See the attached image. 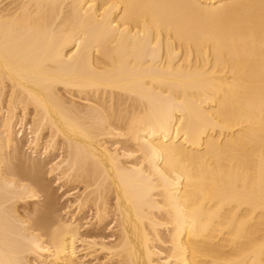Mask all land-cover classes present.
Returning a JSON list of instances; mask_svg holds the SVG:
<instances>
[{
	"label": "bare ground",
	"instance_id": "1",
	"mask_svg": "<svg viewBox=\"0 0 264 264\" xmlns=\"http://www.w3.org/2000/svg\"><path fill=\"white\" fill-rule=\"evenodd\" d=\"M90 257L264 264V0H0V264Z\"/></svg>",
	"mask_w": 264,
	"mask_h": 264
},
{
	"label": "rangeland",
	"instance_id": "2",
	"mask_svg": "<svg viewBox=\"0 0 264 264\" xmlns=\"http://www.w3.org/2000/svg\"><path fill=\"white\" fill-rule=\"evenodd\" d=\"M17 128V127H16ZM22 141L24 142L23 144H24V147L23 148H26L27 147V140L25 139V136H22ZM29 149L27 150L26 149V151H25V154H29ZM57 151H55L53 154L51 153L50 154V156L47 158V159H50V157L52 158V156H54L55 154H57L56 153ZM31 154V153H30ZM52 178H54L55 179V176H51L50 178L49 177H47V180H49V182L51 183V187H52V189L55 191V194H56V197L58 198L57 199V204H56V208H58V210H59V208H61V210H59V212L61 213L62 212V215H61V217L63 218L64 217V219H66V218H70L71 217V214H73L75 211V209L73 208V207H69L68 209H66V207L68 206V204H69V201H71V199H72V195H69V193H71V192H74L75 190L73 189L72 190V188H73V186H66L67 184H65L64 182H62V184L59 182V185H58V183L54 186V184L56 183V181L54 182V179H52ZM52 179V181H50ZM60 186H62L61 188H60ZM68 191V192H67ZM68 193V194H67ZM24 205V203H20V206H19V203L17 204V207H18V211L19 212H21V213H23L24 212V206L26 205V207L27 206H29V205H31V206H29V208H31L32 207V204H27V203H25V205ZM23 206V207H22ZM65 207V208H64ZM64 208V209H63ZM71 208H73V209H71ZM66 209V210H65ZM58 212V213H59ZM65 212H66V214H65ZM68 212V213H67ZM89 215H88V214ZM82 214V213H81ZM83 215L85 216V218L83 219V222H86L87 220H89V219H87L89 216L91 217V215H90V213L88 212V211H84V213H83ZM76 216V215H75ZM78 216V215H77ZM66 217V218H65ZM85 220V221H84ZM110 233V231H108V230H106L105 231V234H109ZM81 253V252H80ZM92 259V260H91ZM90 260V261H89ZM88 262H90L89 264H97V261L93 258V257H90V259L88 258V260H87ZM95 262V263H94Z\"/></svg>",
	"mask_w": 264,
	"mask_h": 264
}]
</instances>
